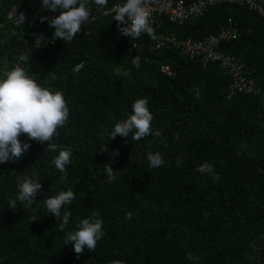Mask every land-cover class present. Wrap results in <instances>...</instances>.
Segmentation results:
<instances>
[{
  "label": "trees",
  "instance_id": "1",
  "mask_svg": "<svg viewBox=\"0 0 264 264\" xmlns=\"http://www.w3.org/2000/svg\"><path fill=\"white\" fill-rule=\"evenodd\" d=\"M40 2L0 0V77L13 66L24 68L63 93L70 115L54 134L57 152L21 134L30 148L0 164V264H264V14L245 3H221L194 22L165 21L157 30L203 40L235 29L237 37L220 48L245 64L247 87L240 90L219 63L154 49L147 34L131 40L114 14L95 5V19L71 43L53 41L54 28L39 17L59 12H38ZM117 2L109 0L107 8ZM14 8L25 14L24 27L8 20ZM41 33L48 43L33 49ZM136 55L139 68L132 63ZM164 65L173 76L162 72ZM138 97L148 100L152 129L161 136L111 140L110 130ZM107 145L109 151L100 150ZM60 148L72 154L63 181L52 164ZM148 151H159L163 166L150 168ZM204 162L218 180L198 171ZM106 163L115 170L111 178ZM33 174L42 183L37 200L11 209L17 183ZM67 189L75 198L61 232L42 200ZM93 212L104 236L94 252L77 254L63 236Z\"/></svg>",
  "mask_w": 264,
  "mask_h": 264
},
{
  "label": "clouds",
  "instance_id": "2",
  "mask_svg": "<svg viewBox=\"0 0 264 264\" xmlns=\"http://www.w3.org/2000/svg\"><path fill=\"white\" fill-rule=\"evenodd\" d=\"M93 5L98 9L107 8L109 0H41L42 9L58 11L59 14L51 18L40 16L39 20L41 23L47 21L49 26L54 28L51 40L62 39L69 44L81 31L82 24L89 23ZM110 11L114 14V20L121 34L131 40L138 39L142 34L156 39L146 0H119L112 5ZM105 14L107 15L108 12ZM8 20L15 26L23 25L24 27L26 23L23 12L16 11L14 15L9 14ZM48 39L42 33L36 34L32 43L33 49L44 47ZM133 57L132 63L139 68V55ZM19 59L25 61L24 56H20ZM69 115L70 109L62 92L39 84L18 65L11 67L0 77V164L18 159L30 148V143L22 142L19 138L21 134H27L29 140H35L41 144L47 142L46 151L57 152L58 145L53 142V137L58 128L67 122ZM153 118L148 100L138 97L132 104L131 114L126 119L116 122L110 130V138L114 140L117 136H121L134 142L149 135L159 137L161 133L152 129ZM100 150L107 152L109 147L102 146ZM71 155L70 150L60 148L52 160L55 169L62 174V181L67 174V165L71 163ZM111 155L117 157L119 150ZM146 159L148 166L152 169L159 168L165 163L159 151H148ZM177 163L181 161L178 159ZM104 171L109 178L113 177L115 170L112 163H106ZM198 171L211 176L213 180L219 179L211 163H202ZM41 188L42 183L38 175L24 176L17 183L18 191L14 199H9L8 206L13 210L25 203L31 206L37 200V193ZM74 198L73 190L67 189L42 200L47 212L54 215L60 222L61 232H64L70 224L72 213L66 206L71 205ZM102 223L99 213L96 212L89 217L79 219L75 230L67 231L63 236V244L71 245L77 254L83 252L85 248L94 252L98 241L104 236Z\"/></svg>",
  "mask_w": 264,
  "mask_h": 264
},
{
  "label": "built area",
  "instance_id": "3",
  "mask_svg": "<svg viewBox=\"0 0 264 264\" xmlns=\"http://www.w3.org/2000/svg\"><path fill=\"white\" fill-rule=\"evenodd\" d=\"M237 2L248 4L251 8L258 9L264 14V0H146V7L150 13L152 27L156 35L154 49L162 47L176 48L180 49L190 59L199 60L205 64L217 62L227 74L233 77L235 87L243 90V88L247 87L243 60L223 52L220 48L222 42L237 37L238 33L235 29H222L219 33L203 40H195L189 37L180 39L176 35L165 32L158 33L157 31L165 26V21L183 25L185 22H194L199 19L210 6ZM35 9L38 12L44 11L41 7V2L36 5ZM101 9H104V15H106L105 12H108L107 15L113 14L110 11L111 8ZM15 12L14 8L11 14L14 15ZM54 13H58V11ZM94 19L91 15L90 21ZM85 26L86 24H82L81 29ZM161 70L169 76L174 75L172 69L167 65L162 66Z\"/></svg>",
  "mask_w": 264,
  "mask_h": 264
},
{
  "label": "rangeland",
  "instance_id": "4",
  "mask_svg": "<svg viewBox=\"0 0 264 264\" xmlns=\"http://www.w3.org/2000/svg\"><path fill=\"white\" fill-rule=\"evenodd\" d=\"M2 77V76H1Z\"/></svg>",
  "mask_w": 264,
  "mask_h": 264
}]
</instances>
